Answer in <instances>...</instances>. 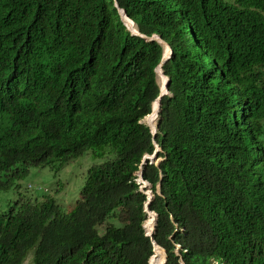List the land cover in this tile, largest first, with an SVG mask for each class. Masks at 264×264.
<instances>
[{
    "label": "trees",
    "instance_id": "1",
    "mask_svg": "<svg viewBox=\"0 0 264 264\" xmlns=\"http://www.w3.org/2000/svg\"><path fill=\"white\" fill-rule=\"evenodd\" d=\"M114 3L0 0L3 123L37 114L13 140L0 137V264H149L136 172L155 150L141 122L160 95L163 47L125 32ZM117 3L172 49L156 136L164 160L143 166L154 240L168 264H236L230 246L264 238V0ZM88 152L96 163L75 203L62 180L27 187L32 169L58 173ZM12 185L24 192L3 203Z\"/></svg>",
    "mask_w": 264,
    "mask_h": 264
},
{
    "label": "rangeland",
    "instance_id": "2",
    "mask_svg": "<svg viewBox=\"0 0 264 264\" xmlns=\"http://www.w3.org/2000/svg\"><path fill=\"white\" fill-rule=\"evenodd\" d=\"M117 7H121V5L116 2V3L113 4V8L115 9ZM123 15L125 17H124L123 20H121V22L123 23V25L125 27V30H126L125 32H127L129 35L133 36L134 31H136L137 28H138L137 23L127 13V10H126V12ZM130 22L133 25H135V27L137 26L136 29H132V28L129 27V23ZM137 32L140 34L139 38L144 39V36L140 32L139 28H138ZM161 45H162V47L164 46L163 44H161ZM145 124L148 126V122L147 121L145 122ZM149 129H150V127H149ZM150 131H151V129H150ZM151 133H152V131H151ZM156 136H157V133H156L155 136L153 135L154 147H155V143L154 142H156ZM156 152H157V148L155 147L154 153L149 154L148 156H145L146 158H144V162L145 161H147V162L150 161V162H153V163L159 165V163H160V160L158 159L159 153L157 155H155ZM92 154L93 153H91V152L86 153V155H84L83 157L79 158L71 166H69V165L64 166V168L58 173L53 171V170H51V169H48V168H34V169H32L31 174L26 179V181L33 182V183H35V185H38V186H40L42 188H46L48 190H51L57 184V182L59 180H62V182L64 183V186H65V184L67 182L68 185L65 186V189L61 192V194L62 195L67 194L68 195V193H70V192L73 193L70 196L68 195V198H66L64 200L66 205H71V204L75 203L76 200H77V196H75V195H77L76 193H78V190H77L78 187L80 186V184L83 183V181L81 183V180H83V173L86 174V172L88 171L89 167L96 163V160H94V159H92L90 157V156H92ZM88 158H90V159H88ZM4 179H7V177H4ZM69 179H70V182H69ZM143 190L146 191V189H143ZM23 192H24L23 188H18L17 189V188H13L12 187L10 189L9 193H6L5 195H3V197H4L3 203H5L7 201V197H10L11 195L13 197L10 199V201L13 200V198H20V196H21L20 194H22ZM0 198H1V196H0ZM59 198H61V196H59ZM3 205H5V204L0 205V211H1V209H3V208H1ZM69 208H71V207H69ZM117 217L118 216H116L115 218H117ZM119 218L121 220H124L123 217H119ZM149 220H151V219H148L145 222L144 225H146V223ZM108 221L110 223L118 226V227H121V224L114 222V220L111 219V218H109ZM25 264H28V262H26Z\"/></svg>",
    "mask_w": 264,
    "mask_h": 264
},
{
    "label": "clouds",
    "instance_id": "3",
    "mask_svg": "<svg viewBox=\"0 0 264 264\" xmlns=\"http://www.w3.org/2000/svg\"><path fill=\"white\" fill-rule=\"evenodd\" d=\"M119 18H120V20H122L121 19V16H119ZM141 32V31H140ZM142 33V32H141ZM142 35L144 36V38L146 37V35L145 34H143L142 33ZM153 38H158V37H160L159 39H158V41H157V43L159 44V45H161V44H164V43H167L164 39H162V37L160 36V35H154V36H152ZM161 43V44H160ZM162 46V45H161ZM159 65H160V63H159ZM158 65V66H159ZM157 66V67H158ZM2 91H4V90H2ZM18 91V90H17ZM16 91V92H17ZM7 92H9V91H7ZM11 93V97H9V98H7V97H3V103H2V106L4 107V109H6L7 108V106H8V100L10 99V98H13L14 97V93L15 92H10ZM4 116H6V114L4 113V110H0V134L1 135H3V136H0V137H3L4 139H7L8 141H11V140H13L11 137H10V135H9V133H8V129H9V124H5L4 125V123H3V117ZM148 116V115H147ZM146 116V117H147ZM145 117V118H146ZM145 118L142 120V122L141 123H144L145 124ZM158 119H159V115H158V117H157V119H156V123H157V130H158ZM158 132V131H157ZM157 143V142H156ZM158 144V143H157ZM158 146L160 147V145L158 144ZM160 152H163V150H161V147H160V150L157 152V154L158 153H160ZM149 154H146L145 156H148ZM145 156H144V158H145ZM144 158H143V160H144ZM88 159H90V158H88ZM143 160H142V162H143ZM164 159H162L160 162H162ZM77 161V160H76ZM76 161H74V162H76ZM73 162V163H74ZM149 162V161H148ZM147 162V163H148ZM147 163H145L144 165H146ZM150 163H153V162H150ZM142 164V163H141ZM143 165V164H142ZM143 165V166H144ZM143 166L142 167H140V168H142V170H143ZM139 171H140V169H139ZM139 171L136 173L137 174V176L139 175L138 173H139ZM31 174V173H30ZM138 181V183H139V186H140V190L142 191V193H144L145 194V192L146 193H149L150 194V192H152L153 193V197L155 198V193L153 192V190L151 189V188H149V183L146 181V180H144L143 179V173H142V178H140V179H138L137 180ZM147 184V185H146ZM29 186V187H28ZM27 187L29 188V189H33L34 187H33V183L32 182H30V184L28 185ZM142 186H144V188H142ZM160 188H161V185H159L158 186V188H157V194H161L160 193ZM143 189H146V191L145 190H143ZM146 196H147V201H146V203L148 202V198H149V196L147 195V194H145ZM154 198H153V200H154ZM153 200L151 201V204H152V202H153ZM146 203H145V205H146ZM151 206V205H150ZM149 211L150 212H154V211H151L150 210V207H149ZM145 212H146V210H145ZM147 213V212H146ZM156 215H157V213L156 212H154ZM147 215H148V213H147ZM148 219H153V218H151V217H149V215H148ZM147 219V220H148ZM146 220V221H147ZM145 221V222H146ZM145 222H144V224H145ZM143 224V227L145 226ZM157 224H158V215H157ZM157 224H156V227H157ZM177 225V224H176ZM156 227H155V229H154V233H155V230H156ZM145 229V231H146V236L148 237V238H151V240H152V245H153V241L158 245V248H159V250H161L164 254L166 253V250L162 247V246H160L155 240H154V234H153V236L151 237V236H148L147 235V230H146V228H144ZM182 230V229H181ZM255 238V240L253 241L252 240V238H251V242L248 240V241H246V242H243V243H241V242H239V241H237L233 246H230V247H232L233 249H236V250H238L239 251V253H240V255H239V258H238V260H239V262L238 263H236V264H264V238L263 237H261V236H258V237H254ZM154 247V246H153ZM153 247H152V255H151V257H150V259H149V264H151V262L153 261V259H154V257H155V255L156 254H154V249H153ZM163 254V255H164ZM166 255V254H165ZM179 255V254H178ZM151 258H152V260H151ZM163 261H164V263L165 264H168L167 263V260H168V257L166 258V257H163ZM26 262H28V264H29V260H26L25 262H24V264L26 263ZM180 264H184V262H183V260L181 259L180 260ZM210 264H235V263H233V262H229V261H227V260H225L224 258H219V259H216V258H213L212 260H210Z\"/></svg>",
    "mask_w": 264,
    "mask_h": 264
},
{
    "label": "bare ground",
    "instance_id": "4",
    "mask_svg": "<svg viewBox=\"0 0 264 264\" xmlns=\"http://www.w3.org/2000/svg\"><path fill=\"white\" fill-rule=\"evenodd\" d=\"M117 2V0H115V3ZM117 9H118V12H119V14H120V16H121V19L123 20L124 19V13H125V11L124 10H122V9H119V7H117ZM129 27L130 28H132V29H136V27H135V25H133L131 22L129 23ZM131 29V30H132ZM137 30H138V28H137ZM137 30L136 31H134V34L133 35H135V36H139L140 37V34L137 32ZM160 37H158V38H153V37H151V38H148V37H145V39H148V40H150V41H158V39H159ZM164 46H163V58H162V60H161V62H160V65L156 68V80H157V84L159 85V88H160V95H159V97L157 98V100L153 103L154 104V107H153V104H152V112H151V114L149 115L150 116V118L149 119H151V122L155 125L156 124V119H155V116L156 115H160V112H161V101H162V98L167 94V89H168V85H169V78L167 77V76H165V72H164V70H163V66L169 61V59L171 58V56H172V49L169 47V45L167 44V43H164L163 44ZM153 108H154V110H153ZM28 115V114H27ZM27 115H26V117H25V120L23 121V117H22V115H19V116H17L16 118H14L13 120H12V122H11V124H10V126H9V129H8V133H9V135L11 136V135H16V134H18L25 126H26V124L31 120V119H33L37 114H33V115H30V116H28L27 117ZM6 123H4V125H5ZM158 131V130H157ZM162 150V149H161ZM158 159L161 161L162 160V158H159L158 157ZM153 164H155V163H153ZM155 165H158V164H155ZM143 165L141 164L140 165V167H142ZM30 172V171H29ZM12 174H14V172H8V173H6V176L5 177H8V176H12ZM8 179V178H7ZM138 179H140V177L138 178ZM137 179V180H138ZM12 187H14L13 185L11 186V188ZM10 188V189H11ZM142 188H144V186H142ZM149 188H151V185H149ZM158 188V187H157ZM17 201V200H16ZM15 201V202H16ZM14 202V203H15ZM10 206H13L14 204L13 203H11V204H9ZM148 223V224H147ZM146 223V225H148V229L149 230H152V228H153V219H151V220H149L148 222ZM145 225V226H146ZM180 248V246H177V250H176V252H177V254H178V249ZM157 252H158V255H159V262H158V264H165L164 263V259H163V252L161 251V250H158L157 249Z\"/></svg>",
    "mask_w": 264,
    "mask_h": 264
},
{
    "label": "water",
    "instance_id": "5",
    "mask_svg": "<svg viewBox=\"0 0 264 264\" xmlns=\"http://www.w3.org/2000/svg\"><path fill=\"white\" fill-rule=\"evenodd\" d=\"M155 104V103H154ZM154 104H153V107H154ZM153 110H154V108H153ZM157 117H158V115H156L155 116V119H157ZM150 118V116H147L146 118H145V122L147 121L148 122V126L150 127V129H151V131H152V134L155 136L156 135V133H157V123L154 125L152 122H151V119H149ZM155 143V147L157 148V152L160 150V147L158 146V144L156 143V142H154ZM157 152L155 153V155H157ZM146 158V157H145ZM147 161H145L144 162V160H143V162H142V164L144 165L145 163H146ZM142 173H143V170H142V168H140V171H139V177L140 178H142ZM147 185V184H146ZM142 190V189H141ZM145 194H147L148 196H149V198H148V202L146 203V205H145V210H146V212L148 213V215H149V217H151V218H153V228H152V230H149L148 229V225H146V226H144V228H146V230H147V235L148 236H153V234H154V229H155V227H156V224H157V215L154 213V212H150L149 211V207H150V205H151V201L153 200V193L152 192H150V194L149 193H146L145 192ZM148 224V223H147ZM153 249H154V254H156V251H157V249L159 250V248H158V245L153 241ZM163 257H166V255L164 254V256Z\"/></svg>",
    "mask_w": 264,
    "mask_h": 264
}]
</instances>
